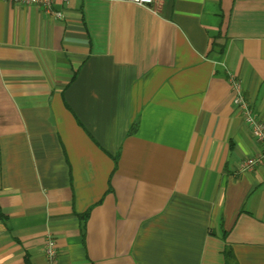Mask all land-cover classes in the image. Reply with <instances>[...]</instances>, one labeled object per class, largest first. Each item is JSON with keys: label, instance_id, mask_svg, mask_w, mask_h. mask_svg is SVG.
<instances>
[{"label": "crops", "instance_id": "0c3cea01", "mask_svg": "<svg viewBox=\"0 0 264 264\" xmlns=\"http://www.w3.org/2000/svg\"><path fill=\"white\" fill-rule=\"evenodd\" d=\"M230 78L264 122V0H0V264H264Z\"/></svg>", "mask_w": 264, "mask_h": 264}, {"label": "built area", "instance_id": "2783aa9c", "mask_svg": "<svg viewBox=\"0 0 264 264\" xmlns=\"http://www.w3.org/2000/svg\"><path fill=\"white\" fill-rule=\"evenodd\" d=\"M12 1L23 5H33L43 10H49L52 0H3ZM138 5L151 6L154 0H125ZM55 17H59L60 12H54ZM231 90L233 92L234 107L241 112L244 121L251 128L254 139L259 145V150L254 158L245 160L240 167L242 169H251L257 163H264V122L256 118L250 109L248 102L241 94L240 82L234 78H230ZM43 254L45 264H58L57 249L54 238L51 235H46L43 244Z\"/></svg>", "mask_w": 264, "mask_h": 264}, {"label": "trees", "instance_id": "16d2710c", "mask_svg": "<svg viewBox=\"0 0 264 264\" xmlns=\"http://www.w3.org/2000/svg\"><path fill=\"white\" fill-rule=\"evenodd\" d=\"M224 257H225L224 264H236L229 250L224 252Z\"/></svg>", "mask_w": 264, "mask_h": 264}]
</instances>
